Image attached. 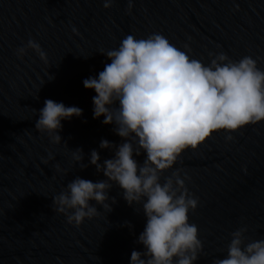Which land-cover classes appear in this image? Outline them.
Masks as SVG:
<instances>
[{"label":"water","instance_id":"1","mask_svg":"<svg viewBox=\"0 0 264 264\" xmlns=\"http://www.w3.org/2000/svg\"><path fill=\"white\" fill-rule=\"evenodd\" d=\"M132 2L129 12V0H113L110 9L104 0H0V264H131L134 250L145 251L137 243L146 226L142 205L129 206L117 184L108 191L109 203L117 201L112 211L90 201L98 214L79 227L52 209V198L75 178L107 179L90 163L93 150L101 164L114 157L100 148L102 140L124 142L114 124L94 118L96 92L84 87L111 63L101 51L118 48L127 35L159 33L205 65L223 52L233 61L250 56L264 70V0ZM29 40L46 60L32 49L17 56ZM46 100L83 112L61 121L59 144L35 128ZM76 149L83 150L84 169L73 159ZM133 158L142 165L146 153ZM177 170L199 201L189 210L203 245L194 264L225 258L231 233L241 227L251 240L264 239V121L214 132L186 149L161 183Z\"/></svg>","mask_w":264,"mask_h":264},{"label":"clouds","instance_id":"2","mask_svg":"<svg viewBox=\"0 0 264 264\" xmlns=\"http://www.w3.org/2000/svg\"><path fill=\"white\" fill-rule=\"evenodd\" d=\"M112 3L104 0V7L110 9ZM132 6L129 0V12ZM28 49L46 60L34 40L17 49V56L23 58ZM100 53L111 63L98 78L84 80V87L96 92L94 118L114 124L115 134L124 142L114 145L102 140L100 148L112 149L114 157L101 164L99 153L93 150L90 163L107 179L94 183L75 178L52 198V209L79 227L85 218L98 214L90 201L112 211L111 204L117 201L111 198L109 203L108 191L117 184L129 206L142 205L146 215L145 229L137 241L145 251L134 250L131 264H194L203 245L197 226L189 223V210L195 211L199 201L185 188L179 170L163 183L161 177L186 149H197L214 132L236 133L264 121V70L250 56L233 61L223 52L205 65L159 33L146 39L127 35L118 48ZM82 115L76 106L46 100L35 128L59 144L61 121ZM141 153H146L142 165L133 158ZM72 156L81 169L87 167L82 149ZM49 158L54 157L50 154ZM247 232V227L232 232L227 255L213 264H264V239L251 240Z\"/></svg>","mask_w":264,"mask_h":264}]
</instances>
